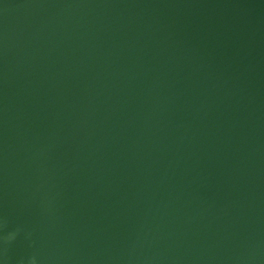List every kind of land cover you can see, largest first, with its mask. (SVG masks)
Listing matches in <instances>:
<instances>
[{"label":"water","instance_id":"obj_1","mask_svg":"<svg viewBox=\"0 0 264 264\" xmlns=\"http://www.w3.org/2000/svg\"><path fill=\"white\" fill-rule=\"evenodd\" d=\"M0 264H264V0H0Z\"/></svg>","mask_w":264,"mask_h":264}]
</instances>
